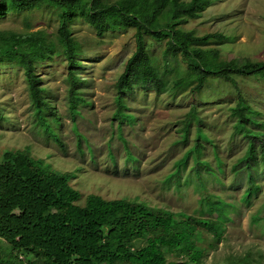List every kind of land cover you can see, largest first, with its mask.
Masks as SVG:
<instances>
[{"label":"rangeland","instance_id":"374dc122","mask_svg":"<svg viewBox=\"0 0 264 264\" xmlns=\"http://www.w3.org/2000/svg\"><path fill=\"white\" fill-rule=\"evenodd\" d=\"M55 10L43 5L9 12L0 18V30L44 29L55 35L59 26ZM181 27L196 36L226 35L224 39L210 37L197 42L204 48H217L222 59H237L239 64L246 60L264 62V0H214L199 16ZM72 29L83 47V53L78 56L81 66L77 71L82 78L78 91L87 102L78 103L77 114L71 112L66 59L56 56L38 66L46 95L60 116V123L53 125L61 138L60 142L56 141L34 123L23 69L0 64V109L4 116L0 121V159L9 149H29L33 156L45 159L53 168L73 172L71 183L83 195L80 202L94 193L106 199H137L151 206L198 215L201 206L193 159L190 158L181 174H174L170 181L166 179L175 170L176 160L197 140L196 121L187 139L183 138L181 129L182 120L195 107L202 117L203 131L212 140L200 139L203 157L215 166L213 152L217 150L223 159V171L217 172L220 180L204 166H201L202 178L209 192L235 206L230 207L220 239L200 226L198 244L204 251L200 264H264V165L259 163L261 156L256 161H248L260 188L247 203L243 197L250 181L247 161L241 158L247 154L249 143L246 137L235 132L236 117L231 114L240 91L260 111L258 118L264 121L263 77L235 74L234 84L210 74L198 88V81L189 77L188 61L179 55L178 67L167 74L166 87L161 93L136 86L125 94L124 112L133 114L135 121L124 119L119 127V118L113 116L118 107L116 85L135 51V29L109 31L99 37L82 19H76ZM147 41L155 62L163 64L166 41L150 37ZM179 78L192 79L190 86L175 87L173 80ZM129 153L135 156L134 160L129 158ZM189 179L191 182L186 183ZM215 215L222 216V213L218 211ZM0 244L10 247L1 237ZM20 258L22 262L18 264H31V260L32 264H40L39 259L25 252L20 253ZM168 259L182 260L186 255L171 252Z\"/></svg>","mask_w":264,"mask_h":264},{"label":"trees","instance_id":"16d2710c","mask_svg":"<svg viewBox=\"0 0 264 264\" xmlns=\"http://www.w3.org/2000/svg\"><path fill=\"white\" fill-rule=\"evenodd\" d=\"M214 0H0V18L9 12L31 10L48 5L55 7L59 26L55 35L44 29L27 32L0 30V64L21 67L28 83L35 125L56 141L61 140L55 124L60 116L46 95L37 68L56 56L66 59L68 66V91L70 109L78 113V103L87 102L78 91L82 82L78 74L83 53L81 42L73 35L72 24L82 19L102 37L109 31L134 28L135 51L127 60L125 69L117 81L114 118L135 121V116L124 112L125 94L136 86L154 89L161 93L166 87L167 74L178 67V56L189 63V77L197 80L200 88L210 74L236 84L235 74H256L264 79V62L222 59L215 47H201L198 41L210 37L226 38V35L208 34L196 36L181 25L199 16ZM148 37L166 41L163 64L155 62L148 50ZM191 80H173L175 87H189ZM236 117L234 130L248 139L247 161L248 188L244 201L259 190L249 162L264 165V121L238 91L237 103L231 107ZM4 119L0 109V121ZM196 121L197 140L176 160V167L168 174H181L190 158L200 195L201 214L173 211L165 206H151L145 201L128 198L106 199L91 193L83 202L82 192L75 188L73 172L60 171L43 158L33 156L29 149H9L0 159V237L10 247L0 244V264L22 262L20 253L32 255L40 264H200L204 254L198 244L200 226L212 231L220 239L224 223L229 219L233 203L209 192L202 178V167L220 180L217 172L223 171V159L214 150L215 166L203 157L200 139L212 141L201 127L202 117L195 107L182 120L183 138L187 139L190 127ZM255 127L261 128V130ZM80 137H83L80 135ZM81 141H79L80 144ZM63 145V144H62ZM114 158L113 154H110ZM130 159H135L132 153ZM216 169H215V168ZM186 183L190 181L185 180ZM191 182V181H190ZM189 182V183H190ZM222 216L215 215L216 212ZM208 216H205V215ZM186 255V259L169 260L168 254ZM32 264V260L30 261Z\"/></svg>","mask_w":264,"mask_h":264}]
</instances>
